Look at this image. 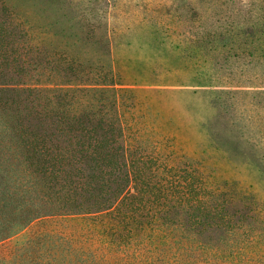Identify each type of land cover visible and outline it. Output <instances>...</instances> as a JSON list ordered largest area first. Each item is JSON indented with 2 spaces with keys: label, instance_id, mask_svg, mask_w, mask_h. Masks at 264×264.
<instances>
[{
  "label": "trees",
  "instance_id": "trees-1",
  "mask_svg": "<svg viewBox=\"0 0 264 264\" xmlns=\"http://www.w3.org/2000/svg\"><path fill=\"white\" fill-rule=\"evenodd\" d=\"M212 4L229 18L195 31L177 53L200 84L210 80L200 69L210 60L264 62V0ZM13 19L2 25L11 24L2 28L4 46L30 77L0 72V264H264L263 208L101 123L118 121V110L64 108L69 91L45 65L57 69L65 59L50 60L41 44L26 48V31ZM89 80L83 74L70 91L97 87L117 104L118 83Z\"/></svg>",
  "mask_w": 264,
  "mask_h": 264
},
{
  "label": "rangeland",
  "instance_id": "rangeland-1",
  "mask_svg": "<svg viewBox=\"0 0 264 264\" xmlns=\"http://www.w3.org/2000/svg\"><path fill=\"white\" fill-rule=\"evenodd\" d=\"M225 1L236 7L238 0L219 3ZM213 2L0 0V47L6 50L0 49V72L15 80L30 77L12 62L14 49L4 46L10 39L2 28L11 24L2 25L10 15L26 31V48L41 44L50 60L53 54L65 59L57 69L45 65L50 80L69 91L64 108L79 114L118 110V121L101 123L129 130V141L147 151L155 146L171 164L192 163L189 173L207 176L239 202L264 209V62L210 60L200 68L210 80L200 84L193 80L192 64L177 57L195 31L229 18L214 11ZM88 72L91 82L118 83L115 106L113 96L97 87L87 88V94L83 87L73 92Z\"/></svg>",
  "mask_w": 264,
  "mask_h": 264
}]
</instances>
